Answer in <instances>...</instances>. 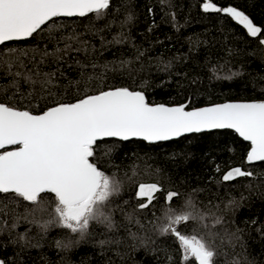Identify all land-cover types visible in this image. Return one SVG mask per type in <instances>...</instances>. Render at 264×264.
I'll use <instances>...</instances> for the list:
<instances>
[{"label":"trees","instance_id":"16d2710c","mask_svg":"<svg viewBox=\"0 0 264 264\" xmlns=\"http://www.w3.org/2000/svg\"><path fill=\"white\" fill-rule=\"evenodd\" d=\"M214 2L236 7L264 29V0ZM57 24L63 25L57 39L78 38L67 41L72 49L59 63L54 56L41 55L65 46L64 40L57 45V39H49L47 30L10 45L17 50L11 71H39L41 77L33 79L54 73L53 94L23 77L16 78L18 89L12 87L7 65H0V102L37 113L56 100L70 102L85 92L114 87L141 90L150 103H187L188 108L264 98V45L259 43L264 35L251 37L230 17L204 13L201 0H112L103 19L60 18ZM0 52L9 59L7 47L0 46ZM109 143L110 154L98 153L94 160L122 184L110 205L114 227L93 222L84 239L58 227L42 231L30 222L48 220L50 204L45 205L48 211H33L28 202L0 194L1 259L7 264H185L174 237L158 230L167 210L165 197L172 191L179 194L172 208L191 200L205 215L203 223L188 222L180 230L211 244L216 264H264V162H247L249 142L234 130L155 143ZM236 165L253 175L223 181L224 173ZM146 182L157 183L162 191L148 209H139L145 201L135 193ZM47 199L54 197L47 194ZM68 240L73 241L70 249L57 247L58 241Z\"/></svg>","mask_w":264,"mask_h":264},{"label":"snow or ice","instance_id":"6c2138e0","mask_svg":"<svg viewBox=\"0 0 264 264\" xmlns=\"http://www.w3.org/2000/svg\"><path fill=\"white\" fill-rule=\"evenodd\" d=\"M111 4L112 0H0V46L7 47L9 54V59L5 60L0 52V65H7L13 76L12 87L19 88L17 77H23L30 85L39 83L48 95L53 94L51 88L55 86L54 73L33 79L34 76L41 77V73L11 71L14 67L11 58L17 55V50L10 47L13 42L35 39L46 30L49 39H57L58 29L63 27L57 24L60 18L94 15L103 19ZM201 7L204 13L230 17L251 37L264 35V29L236 7H220L214 0H201ZM127 19L131 21L132 16ZM76 39L75 34L60 36L57 45L64 40V48L56 47L53 52L45 50L41 55L54 56L59 63L72 49V44L67 41ZM259 43L264 45V39ZM75 84L79 88L80 82ZM223 129L234 130L243 141L249 142L247 162H264V100L225 102L189 109L187 103H150L143 91L117 87L94 94L85 92L70 102L56 100L53 106L38 114L0 102V194L28 202L33 211H48L45 205L50 204L48 220L30 223H38L42 231L58 227L84 239L93 222L108 229L114 227L110 205L113 197L122 191V184L115 173H106L94 160L98 153L110 154L112 145L109 141L139 139L155 143L185 134ZM251 175V172L235 167L222 179L231 181ZM161 191L156 183L139 184L135 196L145 202L139 203L138 208L148 209L156 199V193ZM47 194L54 199L49 201ZM178 195L170 191L165 197L167 210L163 214L164 223L158 229L160 234L174 237L185 264H216L217 252L211 244L180 230L188 222L203 223L205 215L191 200L180 208H172L171 202ZM24 240L25 236L20 235L19 241ZM100 243L103 245L106 241ZM72 244L71 240L58 241L57 247L70 249ZM0 264H7V261L0 259Z\"/></svg>","mask_w":264,"mask_h":264},{"label":"water","instance_id":"95a60500","mask_svg":"<svg viewBox=\"0 0 264 264\" xmlns=\"http://www.w3.org/2000/svg\"><path fill=\"white\" fill-rule=\"evenodd\" d=\"M114 88H117V87H114ZM108 90V89H106ZM132 90V89H131ZM137 91H141V90H137ZM264 100V98H252V99H241V98H237V99H228V100H223V101H219V102H215V103H212V104H204V105H200V106H195V107H204V106H209V105H213V104H219V103H225V102H239V101H262ZM163 104H166V105H179V104H167V103H163ZM191 108H194V107H191ZM190 109V108H189ZM40 112H37L35 114H38ZM253 163V162H252ZM235 167H240L242 170H244L240 165H236V166H233V167H230L228 170L232 169V168H235ZM227 170V171H228ZM226 171V172H227ZM245 171V170H244ZM225 172V173H226ZM224 173V174H225ZM149 183H155V182H146L145 184H149ZM157 184V183H156ZM1 259V257H0Z\"/></svg>","mask_w":264,"mask_h":264},{"label":"rangeland","instance_id":"374dc122","mask_svg":"<svg viewBox=\"0 0 264 264\" xmlns=\"http://www.w3.org/2000/svg\"><path fill=\"white\" fill-rule=\"evenodd\" d=\"M198 238H200V237H198Z\"/></svg>","mask_w":264,"mask_h":264}]
</instances>
